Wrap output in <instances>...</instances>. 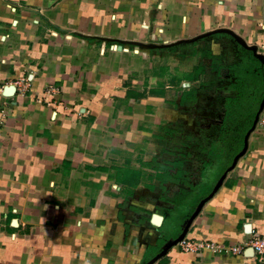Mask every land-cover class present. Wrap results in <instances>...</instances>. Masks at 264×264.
<instances>
[{
    "label": "crops",
    "instance_id": "obj_1",
    "mask_svg": "<svg viewBox=\"0 0 264 264\" xmlns=\"http://www.w3.org/2000/svg\"><path fill=\"white\" fill-rule=\"evenodd\" d=\"M239 40L264 0H0V264H262L168 247L264 237V108L213 141Z\"/></svg>",
    "mask_w": 264,
    "mask_h": 264
},
{
    "label": "trees",
    "instance_id": "obj_2",
    "mask_svg": "<svg viewBox=\"0 0 264 264\" xmlns=\"http://www.w3.org/2000/svg\"><path fill=\"white\" fill-rule=\"evenodd\" d=\"M249 58H244L240 66L232 72L235 80L228 86L226 99L227 112L222 128L215 133L213 141L227 145L230 158L236 148L242 145L246 131L251 127L256 109L262 98V64L247 50ZM229 81V79H228ZM216 146V145H215ZM213 151H217L214 149ZM214 155H217L214 153Z\"/></svg>",
    "mask_w": 264,
    "mask_h": 264
},
{
    "label": "built area",
    "instance_id": "obj_3",
    "mask_svg": "<svg viewBox=\"0 0 264 264\" xmlns=\"http://www.w3.org/2000/svg\"><path fill=\"white\" fill-rule=\"evenodd\" d=\"M257 52L264 56V42L258 48ZM16 90L19 94L24 95L29 91L30 85L25 78H21L15 82ZM53 86L48 87L47 94L55 93ZM46 105L53 106V102L41 99ZM181 252L198 254L202 252H211L215 254H229V255H242L245 250H250L253 256L259 263L264 264V237L253 235L241 244H217L209 241L192 240L184 237L177 244Z\"/></svg>",
    "mask_w": 264,
    "mask_h": 264
},
{
    "label": "water",
    "instance_id": "obj_4",
    "mask_svg": "<svg viewBox=\"0 0 264 264\" xmlns=\"http://www.w3.org/2000/svg\"><path fill=\"white\" fill-rule=\"evenodd\" d=\"M239 43L242 44V42H241L240 40H239ZM242 45H243V44H242ZM243 46H244L247 50L251 51L252 54H253V56H254L255 58L259 59L260 62H261V64H262V67H263V83H262V86H263V92H262V98H261V101H260V103L258 104L257 109H256V113H255V116H254L253 123H252L251 127L246 131V133H245V135H244V137H243V145H242L241 149L237 152V154L233 157L232 162H231V164L228 166V168L225 170L224 175H225L230 169L233 168V166H234L235 163H236V160H237L239 157H241V156L245 153V151H246V147H247V139H248V136H249L250 132L253 130L255 124L257 123L258 116H259L260 112H261L262 109L264 108V56L261 55V54H259V53L257 52V48H256V47H253V46H252V47H247V46H245V45H243ZM222 178H223V176H222ZM222 178H221V179H222ZM221 179H220V181L218 182V184L221 182ZM218 184L216 185V187L214 188L213 191H215V189L217 188ZM205 199H207V198H205ZM205 199H203V200L200 202V204H199V206H198V208H197V210H196L195 213H197V211L199 210V208L201 207V205H202V203L204 202ZM155 219H158V218L156 217ZM184 236H185V233H182V234L179 236V238H177L176 240L172 241V242L169 244L168 247H172V246L176 245L180 240H182V239L184 238Z\"/></svg>",
    "mask_w": 264,
    "mask_h": 264
},
{
    "label": "rangeland",
    "instance_id": "obj_5",
    "mask_svg": "<svg viewBox=\"0 0 264 264\" xmlns=\"http://www.w3.org/2000/svg\"><path fill=\"white\" fill-rule=\"evenodd\" d=\"M171 63H172V61L170 62V60H169V64H171ZM171 66H172V65H171ZM212 88H213V86H212ZM215 88H216V87H215ZM215 90H216V89H215ZM221 93H222V92L216 90V91H214V96H215V97L218 96V95L221 96Z\"/></svg>",
    "mask_w": 264,
    "mask_h": 264
}]
</instances>
